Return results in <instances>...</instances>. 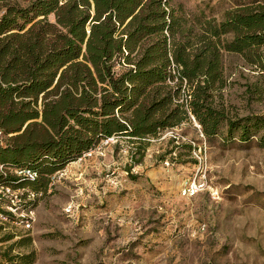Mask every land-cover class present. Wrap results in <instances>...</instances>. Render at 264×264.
I'll return each mask as SVG.
<instances>
[{"label":"trees","instance_id":"1","mask_svg":"<svg viewBox=\"0 0 264 264\" xmlns=\"http://www.w3.org/2000/svg\"><path fill=\"white\" fill-rule=\"evenodd\" d=\"M10 1L0 0V133L9 136L0 142V186L45 193L52 175L110 139L131 143L139 164L150 140L190 118L207 139H255L264 149V114L231 118L210 99L221 52L264 71V0L236 1L223 21L204 26L201 46L165 0ZM1 215L19 220L0 206ZM0 259L34 263L6 251Z\"/></svg>","mask_w":264,"mask_h":264},{"label":"rangeland","instance_id":"2","mask_svg":"<svg viewBox=\"0 0 264 264\" xmlns=\"http://www.w3.org/2000/svg\"><path fill=\"white\" fill-rule=\"evenodd\" d=\"M165 1L201 46L204 26L239 0ZM219 67L213 106L231 118L264 114V71L227 52ZM8 138L0 133L1 144ZM255 142L207 139L190 118L150 140L135 165L131 143L104 141L52 175L47 192L0 194L2 209L19 219L0 216V239L11 236L0 252L33 255V264H264V149Z\"/></svg>","mask_w":264,"mask_h":264},{"label":"built area","instance_id":"3","mask_svg":"<svg viewBox=\"0 0 264 264\" xmlns=\"http://www.w3.org/2000/svg\"><path fill=\"white\" fill-rule=\"evenodd\" d=\"M106 142H108V140L106 141ZM20 174H23V175H25V176H28V177H31V178H33V174H31L29 171H27V170H24V171H22V172H20ZM16 193V192H19V191H13V190H11L9 187H4V186H0V194H3V195H5V193L6 194H9V193ZM1 199V198H0ZM70 211V209H68L67 210V212H69ZM24 223L26 222V225L25 226H27V227H29V221H23Z\"/></svg>","mask_w":264,"mask_h":264}]
</instances>
